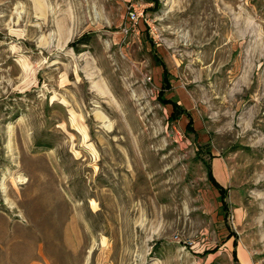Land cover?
I'll list each match as a JSON object with an SVG mask.
<instances>
[{"label":"rangeland","instance_id":"rangeland-1","mask_svg":"<svg viewBox=\"0 0 264 264\" xmlns=\"http://www.w3.org/2000/svg\"><path fill=\"white\" fill-rule=\"evenodd\" d=\"M235 258L264 264V0H0V264Z\"/></svg>","mask_w":264,"mask_h":264},{"label":"trees","instance_id":"trees-1","mask_svg":"<svg viewBox=\"0 0 264 264\" xmlns=\"http://www.w3.org/2000/svg\"><path fill=\"white\" fill-rule=\"evenodd\" d=\"M90 43V37H82L81 39H79L78 44L81 45H88ZM153 50H154V54H153V58L154 61L156 63V65L158 66H162L163 69V73H162V88L161 91L159 93V101L160 103L165 107L168 105L172 106V112L170 114L169 120L174 123L179 121L183 116H186L189 119V122L186 126V133L188 135L190 134H194L195 136H197L196 131L194 129V124H193V120L191 117V114L188 113L186 111L185 108H183L182 106H180L178 104L177 101L173 100V99H167L166 98V92L171 90V78H170V72L166 66V64L164 63V61L161 59V57L158 56V54L155 52V45L153 44ZM208 181L209 183L212 185V187L219 193V202L221 204L220 207V214L223 216L224 221L226 223L227 219L229 217V204L226 201L227 195H228V189L225 188L214 176L213 173V168L211 164H208ZM236 236L235 233H231V235H229V239ZM237 242V239L235 240V244ZM236 264H239L237 261V258L234 259Z\"/></svg>","mask_w":264,"mask_h":264},{"label":"built area","instance_id":"built-area-1","mask_svg":"<svg viewBox=\"0 0 264 264\" xmlns=\"http://www.w3.org/2000/svg\"><path fill=\"white\" fill-rule=\"evenodd\" d=\"M138 19L139 16L136 13H130V17H129V23H130V27L133 29H136V26L138 24ZM128 29H126V33H127ZM151 80V78H149Z\"/></svg>","mask_w":264,"mask_h":264},{"label":"crops","instance_id":"crops-1","mask_svg":"<svg viewBox=\"0 0 264 264\" xmlns=\"http://www.w3.org/2000/svg\"><path fill=\"white\" fill-rule=\"evenodd\" d=\"M171 89H172V88H171ZM167 94H168V93H167ZM167 94H166V96H167ZM167 99H168V98H167ZM178 104H179V103H178ZM168 106H171V105H168ZM180 106H181V105H180ZM171 107H172V106H171ZM171 112H172V111H171ZM183 117H185V118L188 120V122H189V119H188L186 116H183ZM183 117H182V118H183ZM182 118H181V119H182ZM181 119H180V120H181ZM180 120H179V121H180ZM192 120H193V119H192ZM188 122H187V124H188ZM187 124H186V126H187ZM193 124H194V120H193ZM194 129H195V125H194ZM195 131H196V130H195ZM185 133H186V127H185ZM186 134H187V133H186ZM190 135H192V134H190ZM193 135H194V134H193ZM214 176H215V175H214ZM216 179H217V178H216Z\"/></svg>","mask_w":264,"mask_h":264}]
</instances>
